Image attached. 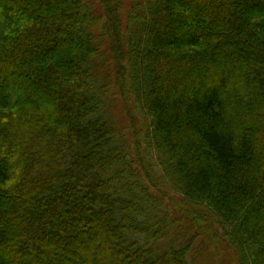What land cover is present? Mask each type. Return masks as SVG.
<instances>
[{
	"label": "trees",
	"instance_id": "16d2710c",
	"mask_svg": "<svg viewBox=\"0 0 264 264\" xmlns=\"http://www.w3.org/2000/svg\"><path fill=\"white\" fill-rule=\"evenodd\" d=\"M96 1L0 0V264H264V0Z\"/></svg>",
	"mask_w": 264,
	"mask_h": 264
},
{
	"label": "rangeland",
	"instance_id": "374dc122",
	"mask_svg": "<svg viewBox=\"0 0 264 264\" xmlns=\"http://www.w3.org/2000/svg\"><path fill=\"white\" fill-rule=\"evenodd\" d=\"M88 5H91L95 12L100 11V6L98 5V2L96 0H85ZM125 4L129 3L128 0H125ZM112 91H110L109 95L112 96ZM116 106L114 103L111 102V108L110 114L112 116V119L115 121L116 125L119 127V131L122 130V132L125 133H131V135L134 133V130L132 129V121L136 117V120L138 122V125H141V119L138 112L135 113V117H132L129 119L126 113V106H125V100L123 97H117L116 98ZM134 123V122H133ZM128 127V131H127ZM131 130V131H130ZM170 196H174V198L170 199ZM164 203L166 205L172 206L175 210H178L181 212L180 207L177 204V201L180 199L179 196L176 195H165L163 197ZM164 204V205H165ZM217 235L220 236V230L216 228ZM219 232V233H218ZM206 235L199 232L196 236L195 242L192 246V249L188 252V260L193 259L195 261H199L201 264H233L232 258L229 256L228 253L224 250V244L223 239H221L219 242L210 243V240H208V237L205 238ZM218 236V237H219ZM216 239V238H215ZM206 241L208 245L206 244ZM223 248V249H222Z\"/></svg>",
	"mask_w": 264,
	"mask_h": 264
}]
</instances>
